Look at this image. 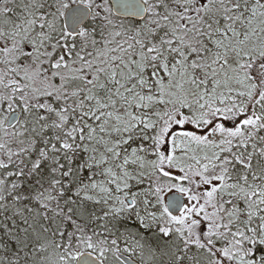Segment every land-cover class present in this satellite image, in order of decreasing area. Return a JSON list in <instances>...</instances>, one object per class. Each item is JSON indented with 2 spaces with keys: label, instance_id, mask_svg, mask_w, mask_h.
<instances>
[{
  "label": "snow or ice",
  "instance_id": "obj_1",
  "mask_svg": "<svg viewBox=\"0 0 264 264\" xmlns=\"http://www.w3.org/2000/svg\"><path fill=\"white\" fill-rule=\"evenodd\" d=\"M0 264H264V0H0Z\"/></svg>",
  "mask_w": 264,
  "mask_h": 264
}]
</instances>
